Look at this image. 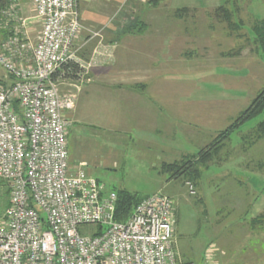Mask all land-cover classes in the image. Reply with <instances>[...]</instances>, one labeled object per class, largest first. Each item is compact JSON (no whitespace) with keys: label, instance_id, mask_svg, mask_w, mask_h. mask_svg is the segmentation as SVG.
Segmentation results:
<instances>
[{"label":"built area","instance_id":"1","mask_svg":"<svg viewBox=\"0 0 264 264\" xmlns=\"http://www.w3.org/2000/svg\"><path fill=\"white\" fill-rule=\"evenodd\" d=\"M33 19L13 1L0 15V180L9 207L0 218V264H180L173 245L174 199L146 196L125 222L117 193H106L85 163L72 166L69 136L75 96L56 79L81 65L78 0H32ZM56 79V80H55ZM189 192L195 187L187 182ZM96 227L93 236L81 234ZM215 248L206 254L212 262Z\"/></svg>","mask_w":264,"mask_h":264},{"label":"crops","instance_id":"2","mask_svg":"<svg viewBox=\"0 0 264 264\" xmlns=\"http://www.w3.org/2000/svg\"><path fill=\"white\" fill-rule=\"evenodd\" d=\"M15 1L21 6L24 17L29 12L35 15L32 0ZM134 1H137L140 7L152 9L160 8L168 2L164 0L158 6L152 7L149 4L150 0H133V2L131 0H78V13L83 31L76 42L75 50L81 65L87 67L80 68L75 65L73 67L75 73L72 75L60 74L61 76L65 74L73 76V78H62V84H60L68 89L67 93H63L61 90L64 95L73 94L75 96V108L70 114V119L73 122L71 132L76 124L89 119L91 114H97L99 119L105 120L109 118V115L117 112L119 115L117 121L120 126L129 131L132 130L135 133L133 136L141 138L140 140L144 144L153 146L157 152L162 150L174 153L178 146V134L186 135L188 138L193 137L192 140L194 138L200 140V134H202L201 137H205L210 129L215 130L217 122L215 115L213 118L206 117L209 120L207 125H205V119H200L201 113L195 106H198L203 100L194 98L178 103V100L163 97L162 95L169 86L166 85V82H161L166 80V76L157 75V73L165 74L169 67H173V65L175 67L178 62H173V56L177 59L191 52L192 57L198 59L200 57L198 52L201 49L207 51L208 47V52L213 54L212 57L209 56L211 58H208V61L212 60L213 64L201 67V69L203 68L202 76L207 74L215 77L217 66L222 65L219 62H216L217 65H215L213 59L215 54H224L226 56L224 59H229V56L232 55L229 52L241 47L237 48V45L232 44L231 38L226 39L223 45L212 43L211 48L210 46L200 47L199 42L194 39L196 36L192 33L181 35L162 31L163 27L168 24L167 17L154 18V22L156 21L159 26L156 32L152 31L151 18L150 22L148 18L140 16L131 17L127 22H120L118 16L123 13V6L126 2L130 3V6H135ZM241 26L239 33L243 30L244 25ZM209 39L212 41V37ZM217 50L220 52L217 53ZM256 50V55H252L253 57H235L234 59H239L237 66L223 64L229 74H234L233 70L239 74L234 75L235 77L227 76L228 87L235 91L243 90L241 98H252V102L254 101L253 97L255 95L257 97L262 91V88L256 87L258 77L264 76V51L257 44ZM108 54H111V57H108ZM194 62L199 66H201L200 63H203L200 60H194ZM199 75L201 76V74ZM255 78L257 85H255ZM260 85L262 87V84ZM210 101L212 100H207L208 103ZM207 102L204 103L208 104ZM177 105H191L192 107L188 109V113L186 110L185 113L182 110L183 114H181ZM186 113L187 115L191 113L190 119L183 117ZM179 119L183 124L192 123L191 128L184 131L182 125L178 124L177 120ZM257 120L258 124L252 126L249 133L241 135L247 145L234 147L229 144L232 136L240 132L244 125L225 142L223 149L227 150L223 162L224 172L219 179L221 187L218 189L220 191H212L207 188L210 192L204 197L200 193L201 180L198 182L197 190L195 189L197 192L195 201L200 203L199 206H202L205 216L208 212L206 201L219 202L217 218L212 217V223L216 227L218 224L219 227L225 224L230 227L225 230L228 234L223 235L224 244H233L234 242L239 244L237 250H240L241 262L234 263L233 258L226 254L225 258L228 261L224 259L218 261L217 259L218 263L264 264V137H257L253 134L258 125L264 122V116ZM233 122L229 123L228 127ZM236 153L240 154V158L235 157L234 161L226 160L228 156ZM69 154L72 160L77 159L80 163L86 162H82L80 155L70 151V143ZM77 156L79 158H75ZM239 159L241 161H238ZM236 169L240 170L241 176L234 175L236 177L234 178L232 172H235ZM230 175L233 181H229L231 180L228 179ZM177 233L178 229L176 228ZM208 248L204 255L205 261ZM217 261L215 259L213 264Z\"/></svg>","mask_w":264,"mask_h":264},{"label":"rangeland","instance_id":"3","mask_svg":"<svg viewBox=\"0 0 264 264\" xmlns=\"http://www.w3.org/2000/svg\"><path fill=\"white\" fill-rule=\"evenodd\" d=\"M167 1V3L157 9L140 7L137 1H134L135 6H130V3L128 4L126 2L127 4L125 3L123 6V13L118 18L120 22H127L131 17L137 18L138 16L148 18V21L151 18L152 31L156 32L159 26L156 24V21L154 22V18L167 17L168 24L163 27L164 29L162 31L181 35L184 33H192L196 36L194 39L199 42L200 47L210 46L211 48L212 43L223 45L224 41L229 38L233 41L232 44L238 46H236L237 48L241 47L240 49H233V51L229 52L232 53L229 59H224L226 57L224 54H215L213 58L215 65H217L216 62L222 64L217 66L218 69L215 71L216 79L207 74L202 76L203 71L201 70L203 68L201 69V67H207V65L213 64L211 63L212 60L208 61V58L213 56L212 53L208 52V47L206 48L207 51L201 49L198 52L200 55L198 59L200 62H203L200 63L201 66L194 62V60H199L194 59L190 52L177 59L173 56V62H178L176 63L177 66L175 65L174 67L173 65V67H169L168 72L165 74L157 73V75L166 76V80L161 82H166V85L169 86L162 95L163 97L178 100V103H183V100L194 98L203 100L198 106H195L199 109V113H201L200 119H205V125H207L209 120L206 117L213 118L215 115L217 122L216 129H210L205 137H201L202 134H200V140L199 138L192 140L193 137L188 138L186 135L182 136L178 134V146L174 153L162 150H158L160 152H157L153 146H148L140 140L141 138L133 136L135 133L132 130L129 131L127 128L121 127L119 121H117L119 118L117 112L111 115L108 114L109 118L105 120L99 119L97 114H91L89 119L80 124H76L72 132L70 130V151L80 155V158L83 160L82 162L86 161V173L104 186L106 193H118L121 190H125L139 197L163 193L174 199L175 224L173 245L177 260L180 264H213L215 259L216 261L217 259L218 261L226 260V254L233 258L234 263L241 262L240 250H237L239 249L237 248L239 244H236V242L233 244H224L223 235L228 234L225 230L230 229V227L226 226V224L220 227L218 224L216 227L212 223V217L217 218L216 213L219 202L214 200L206 201L208 212L207 216H205L202 206L200 207V203L195 201L196 195H192L188 190L185 183L188 180L184 176L181 179H174L172 178V172H162L161 169L163 164L181 163L185 157L191 158L197 155L202 149L214 141L220 131H224L228 127L231 120L234 121L252 104V98H241L243 90L238 89V91H235L228 87L229 79L227 76L239 74L234 70V74H229V71L223 64L226 66L229 64L231 66H237L239 59H234L235 57H253L256 55V37L253 33V28L256 24L264 20V0ZM224 8L229 10L233 18L230 26L229 21L222 17ZM25 17L33 19V21H30L33 23L30 24L28 30L32 38L36 39L41 30L40 25L34 19L35 15L33 13L29 12ZM232 23L238 24V26L240 24L244 25L243 30L239 33L242 27H237L235 30V28H232ZM209 37H212V41ZM218 52L220 51L217 50ZM210 55L211 57H209ZM108 57H111V54H108ZM72 73H75V69L67 74L72 75ZM65 77L73 78V76H67L66 74L61 76L59 74L56 76V79L62 84V78L65 79ZM0 80L8 85L11 84V80L2 66H0ZM254 80L255 85H257L256 78ZM260 84H262V87ZM256 87L259 89L262 88V90L264 89V76L258 77V85ZM60 90L63 93H67L68 91L62 85H60ZM255 98L256 95L253 97V100ZM210 99L212 101L208 103L207 100ZM190 107L192 106L177 105L178 110L180 112L183 110L184 113L185 110L188 113ZM187 113L183 116L181 115L183 114L182 112L180 116L190 119L189 115L191 113L188 115ZM111 118L114 121L110 120ZM177 121L180 126L182 125L184 131L191 128L192 123L186 122V124H183L180 119ZM258 122L255 119L245 124L240 132L232 136L229 144L234 147L237 145L240 147L247 145L241 135L249 133L251 131L250 128L256 126ZM226 150V148L223 149L213 162L209 164L208 168L202 171L200 193L204 197L210 192L209 189L212 191H220L218 189V187H221L219 185V179L224 172L223 162L226 158ZM235 157L240 158V154H232L226 160L234 161ZM75 158L79 157L77 156ZM238 161H241V159ZM70 163L72 166H77L80 162L77 159L72 160L71 158ZM234 175L240 177V170L236 169L235 172H232V176L236 178ZM232 176H228V179H231L229 181H233ZM258 187L260 188V186ZM221 189L223 190V188ZM176 228L178 229L177 234ZM80 231L81 234L86 236H93L98 231V228L84 227ZM213 247L216 250L214 252V258H212L211 263H208L204 260L205 251L208 248V252ZM218 261L215 264H222L220 262L218 263Z\"/></svg>","mask_w":264,"mask_h":264},{"label":"trees","instance_id":"4","mask_svg":"<svg viewBox=\"0 0 264 264\" xmlns=\"http://www.w3.org/2000/svg\"><path fill=\"white\" fill-rule=\"evenodd\" d=\"M15 0H0V15L4 9L11 5ZM164 0H150L149 4L153 7L158 6ZM225 20L229 21V26L233 20L229 10L224 8L223 10ZM227 18V19H226ZM264 21L256 24L253 28V33L256 37V44L259 48L264 51ZM232 28L242 27L241 25L232 23ZM73 70V69H72ZM71 70V71H72ZM69 72V71H68ZM67 72V73H68ZM11 80V78H10ZM0 85L8 86L7 83L0 80ZM261 116H264V89L257 95L252 104L242 112L239 117L224 131L220 132L214 141L202 149L197 155L193 157H185L181 163L163 164L162 172H172V178L181 179L183 176L187 182L191 183L195 188L198 182L202 178L203 169L208 168L209 164L220 154L225 146V142L233 135L239 128L246 123L255 120ZM254 135L257 137H264V122L260 123L257 130H254ZM185 182V183H187ZM117 204H116V220L118 222H125L129 219L130 215L136 208V206L146 196L139 197L136 194L129 193L128 191L121 190L117 193ZM10 192L9 188L3 180H0V218L3 216L7 208L9 207Z\"/></svg>","mask_w":264,"mask_h":264}]
</instances>
